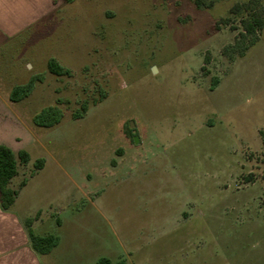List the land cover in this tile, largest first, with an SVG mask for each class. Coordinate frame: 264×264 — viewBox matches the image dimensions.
<instances>
[{
	"label": "rangeland",
	"instance_id": "obj_1",
	"mask_svg": "<svg viewBox=\"0 0 264 264\" xmlns=\"http://www.w3.org/2000/svg\"><path fill=\"white\" fill-rule=\"evenodd\" d=\"M200 1H56L3 46L13 86L42 77L17 121L0 106V140L29 155L11 209L58 237L51 264H264V27L229 62L241 30L229 9L248 0ZM57 99L61 122L36 127Z\"/></svg>",
	"mask_w": 264,
	"mask_h": 264
},
{
	"label": "trees",
	"instance_id": "obj_2",
	"mask_svg": "<svg viewBox=\"0 0 264 264\" xmlns=\"http://www.w3.org/2000/svg\"><path fill=\"white\" fill-rule=\"evenodd\" d=\"M74 0H65L66 3H71ZM194 5L197 8H201L202 2L200 0H193ZM212 4V3H211ZM211 4L209 6H211ZM229 14L238 16L239 24L241 27L240 32L235 38V42L232 45H228L223 48L222 54L230 62L236 57L242 56L254 43L258 40V33L264 27V0H248L243 4H235L229 9ZM228 22V19L222 20ZM47 70L55 77H68L72 76L69 69H66L59 65L54 59H49L47 62ZM41 76L31 77L29 81L22 86H15L12 88L9 101L17 103L29 96L33 90L35 82H40ZM218 84L217 79H213L210 85V90H213ZM103 90L98 88V98L92 101V105H96L106 98V95L102 93ZM62 104L60 99H57L54 106H48L42 108L32 118V123L38 128H52L59 124L64 116L60 107ZM88 103L82 101L79 108L71 114L73 120L82 119L85 115ZM261 142L264 146V133L260 132ZM30 158L27 152L19 150L14 153L9 147L0 144V209L4 212L11 210L17 190L10 187V183L17 176L18 166H26ZM264 163V161H263ZM44 165L43 159H37L33 163V168L30 172L32 177L36 171L40 170ZM251 178V175L248 177ZM249 181V180H248ZM26 184V178H24L18 186V189L22 188ZM32 219H25L23 221V227L25 229L29 247L36 255H48L59 243L58 237L47 234L38 235L32 230ZM95 264H125L124 260H119L112 263L107 258H99Z\"/></svg>",
	"mask_w": 264,
	"mask_h": 264
},
{
	"label": "crops",
	"instance_id": "obj_3",
	"mask_svg": "<svg viewBox=\"0 0 264 264\" xmlns=\"http://www.w3.org/2000/svg\"><path fill=\"white\" fill-rule=\"evenodd\" d=\"M56 1L61 0H0V60L3 46L18 35L30 31L35 23L49 15L60 4ZM8 74L3 70V66H0V106L10 113L12 118H8L10 124L18 120V116L12 114L10 110H13L11 109L13 107L16 109L21 101L17 103L9 101L10 92L15 86ZM0 115L1 117L4 115L1 107ZM1 117L0 121L3 119ZM1 143L4 142L0 140ZM52 254L41 256L33 253L21 217L13 209L9 212L0 209V264H51L52 261L55 262L51 259Z\"/></svg>",
	"mask_w": 264,
	"mask_h": 264
},
{
	"label": "water",
	"instance_id": "obj_4",
	"mask_svg": "<svg viewBox=\"0 0 264 264\" xmlns=\"http://www.w3.org/2000/svg\"><path fill=\"white\" fill-rule=\"evenodd\" d=\"M153 72H155V69H152ZM132 126V123H130V127ZM137 139L134 138V141H136Z\"/></svg>",
	"mask_w": 264,
	"mask_h": 264
}]
</instances>
